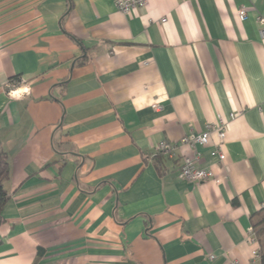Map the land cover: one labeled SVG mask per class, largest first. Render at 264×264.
Returning <instances> with one entry per match:
<instances>
[{"label": "crops", "instance_id": "obj_1", "mask_svg": "<svg viewBox=\"0 0 264 264\" xmlns=\"http://www.w3.org/2000/svg\"><path fill=\"white\" fill-rule=\"evenodd\" d=\"M114 1L0 0V264L251 262L264 0H146L131 14ZM220 120L224 160L212 132L198 149L213 176L181 179L180 139Z\"/></svg>", "mask_w": 264, "mask_h": 264}, {"label": "built area", "instance_id": "obj_2", "mask_svg": "<svg viewBox=\"0 0 264 264\" xmlns=\"http://www.w3.org/2000/svg\"><path fill=\"white\" fill-rule=\"evenodd\" d=\"M114 3L119 11L125 14H131L136 12L140 7L145 6L146 0H115ZM246 16L247 14L245 8L240 7L238 9L239 19L244 20ZM256 22L259 25V35L262 40H264V17L257 15ZM12 86H15L14 83H12ZM212 132L216 135V140L211 145L210 153L212 156L216 157L219 162L224 160L225 153L223 151V144L225 141L226 123L222 120L215 123H208L204 131L198 134L185 135L180 139V144L187 145L191 150L189 155H184L181 158L178 172L181 179L189 182L200 183L213 176V171L211 168L202 167L200 165L202 153L198 149V146H206L210 143L209 141ZM173 150L174 146L165 141L160 142L156 147V151L165 152L169 154V156L173 155ZM263 206L264 204L262 207ZM248 239L252 242L257 241L253 234L252 228L249 229ZM252 257V261L246 264H256L258 259V248L252 250ZM232 264L241 263L234 261Z\"/></svg>", "mask_w": 264, "mask_h": 264}, {"label": "trees", "instance_id": "obj_3", "mask_svg": "<svg viewBox=\"0 0 264 264\" xmlns=\"http://www.w3.org/2000/svg\"><path fill=\"white\" fill-rule=\"evenodd\" d=\"M12 81L19 82V79H13ZM9 165H8V153L3 148L0 142V222L2 220V210L4 205L8 199V194L3 187V182L8 176ZM263 213V214H262ZM257 218V221L255 220ZM264 224V206L258 211L252 223V231L253 234L258 241L259 249H258V260L256 264H264V240L260 237L263 236L264 226L260 227L256 230L257 226Z\"/></svg>", "mask_w": 264, "mask_h": 264}, {"label": "rangeland", "instance_id": "obj_4", "mask_svg": "<svg viewBox=\"0 0 264 264\" xmlns=\"http://www.w3.org/2000/svg\"><path fill=\"white\" fill-rule=\"evenodd\" d=\"M262 214H263V213H262ZM255 220L257 221V218H255ZM262 226H264V224H263V225H259V226H257L256 230L259 229V228L262 227ZM260 237L264 240V233H263V236L260 235Z\"/></svg>", "mask_w": 264, "mask_h": 264}]
</instances>
